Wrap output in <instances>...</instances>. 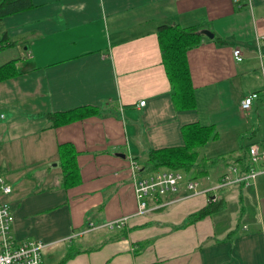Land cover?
Returning <instances> with one entry per match:
<instances>
[{
    "label": "crops",
    "instance_id": "crops-1",
    "mask_svg": "<svg viewBox=\"0 0 264 264\" xmlns=\"http://www.w3.org/2000/svg\"><path fill=\"white\" fill-rule=\"evenodd\" d=\"M33 3L1 24L18 42L0 52V64L16 59L20 71L0 82V188L1 179L12 188L1 200L14 238L50 244L44 264H61L74 250L64 264H264V174L210 202L195 196L139 215L131 173V161L152 149L184 145L182 129L193 122L213 125L210 142H228L222 157H240L250 143L264 148L260 116L240 108L254 92L257 106L264 103V0ZM167 24L214 33L188 53L196 109L174 105L157 37ZM83 107L101 112L51 126L48 114ZM64 144L80 171L71 187L62 185ZM229 164L216 165L207 184ZM220 201L221 210L191 221ZM125 217L121 229L107 226Z\"/></svg>",
    "mask_w": 264,
    "mask_h": 264
},
{
    "label": "trees",
    "instance_id": "trees-1",
    "mask_svg": "<svg viewBox=\"0 0 264 264\" xmlns=\"http://www.w3.org/2000/svg\"><path fill=\"white\" fill-rule=\"evenodd\" d=\"M34 7L33 0H0V52L17 45L18 40L11 38L1 24L3 20L16 13L30 10ZM202 30L198 26H181L179 24H167L158 28L157 37L161 58L166 74L171 84V95L175 107L178 110H192L197 108V93L191 75L188 53L201 45ZM16 59L0 64V82L17 76L20 71L16 68ZM99 107H83L62 113H50L48 118L51 126L71 123L77 119H83L100 114ZM184 145L177 147H165L152 149L144 160L140 162L141 172L156 171L162 167L182 169L192 177L209 176L210 171L219 163H239L245 170L249 165L248 150L252 143L242 147L243 154L240 157L209 158L200 155V149L217 136L213 125L193 122L182 129ZM62 168V185L71 187L79 183L80 171L76 162V151L72 145L64 144L59 148ZM233 164V163H231ZM229 164V165H231ZM223 208L222 201L203 207L197 213L191 215V221L202 219ZM126 233H120L117 237H125ZM74 250L61 264H64L71 256L79 253Z\"/></svg>",
    "mask_w": 264,
    "mask_h": 264
},
{
    "label": "built area",
    "instance_id": "built-area-1",
    "mask_svg": "<svg viewBox=\"0 0 264 264\" xmlns=\"http://www.w3.org/2000/svg\"><path fill=\"white\" fill-rule=\"evenodd\" d=\"M240 2V0H234ZM233 55L236 61H242V52L235 48ZM264 93V89H263ZM259 97L258 92H254L245 97L240 108L242 111H250L255 99ZM145 100L140 101V106L145 105ZM4 115H0V119ZM249 165L244 170L239 163L228 165L219 183L207 184L206 177H192L182 169H171L162 167L156 171L141 172L140 163L131 161V173L135 196L138 202L137 214L149 213L182 199L205 195L209 197L227 186L243 185L248 187L253 185L256 179L264 174V148L258 143H252L248 150ZM0 188V264H44V254L50 246L40 240H17L11 234L12 212L8 203L1 200V196L7 195L12 188L3 183ZM128 217L122 218L115 223H109V228L121 229L127 222Z\"/></svg>",
    "mask_w": 264,
    "mask_h": 264
},
{
    "label": "rangeland",
    "instance_id": "rangeland-1",
    "mask_svg": "<svg viewBox=\"0 0 264 264\" xmlns=\"http://www.w3.org/2000/svg\"><path fill=\"white\" fill-rule=\"evenodd\" d=\"M202 95L204 96V94H202ZM202 95L200 96L199 103L205 102V104H206V99L207 98L202 97ZM262 98H264V97H262ZM252 106H253V111H254L253 114H252V118L255 120L256 117L258 118L260 116L261 121H262L261 122V127L263 126L261 130L264 132V103L259 102L258 106H257V102H256V100H254ZM245 118L248 119L249 116L246 115ZM257 128H258V124L256 125V129ZM210 141L203 148L200 149V155L201 156H206V157H209V158H221L222 156H224L222 154L228 153V151L225 150L226 146L228 145V142L223 143V142H215V141L214 142H210ZM229 158L230 157H228V156L226 157V159H229ZM211 175H212L211 177H213L214 179H212L210 177V184L219 183L221 178H222V176H223V175H220L221 177H219L217 179V178H215L217 176V173H211ZM209 176H210V174H209ZM215 180H217V181L215 182ZM227 187H229V186H227ZM85 239H87V237H85ZM77 246L81 247L82 245L81 246L77 245Z\"/></svg>",
    "mask_w": 264,
    "mask_h": 264
},
{
    "label": "water",
    "instance_id": "water-1",
    "mask_svg": "<svg viewBox=\"0 0 264 264\" xmlns=\"http://www.w3.org/2000/svg\"><path fill=\"white\" fill-rule=\"evenodd\" d=\"M202 32V34H204L205 36H207L208 38H214V33H212L211 31H209V30H202L201 31ZM123 156V155H122Z\"/></svg>",
    "mask_w": 264,
    "mask_h": 264
}]
</instances>
